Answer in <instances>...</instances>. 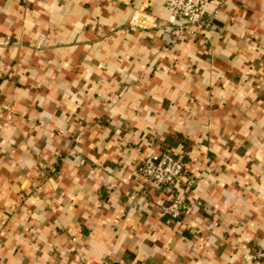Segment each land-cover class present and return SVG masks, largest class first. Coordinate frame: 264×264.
<instances>
[{
  "label": "crops",
  "instance_id": "0c3cea01",
  "mask_svg": "<svg viewBox=\"0 0 264 264\" xmlns=\"http://www.w3.org/2000/svg\"><path fill=\"white\" fill-rule=\"evenodd\" d=\"M166 1L0 0V264H264V0Z\"/></svg>",
  "mask_w": 264,
  "mask_h": 264
},
{
  "label": "built area",
  "instance_id": "2783aa9c",
  "mask_svg": "<svg viewBox=\"0 0 264 264\" xmlns=\"http://www.w3.org/2000/svg\"><path fill=\"white\" fill-rule=\"evenodd\" d=\"M211 0H167L166 8L172 15V25L175 27L178 39L186 34H196L205 23V13ZM6 42V44H8ZM188 164L171 152L153 154L147 157L138 167V172L155 188L168 191L178 183L191 184L184 180ZM171 197L160 206L163 216L176 220L188 210V204L181 194H171ZM84 264V263H80ZM99 264H114L104 259Z\"/></svg>",
  "mask_w": 264,
  "mask_h": 264
}]
</instances>
